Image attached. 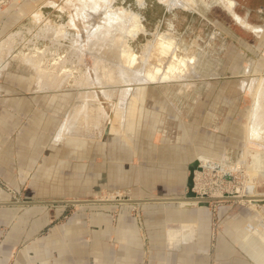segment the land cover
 Listing matches in <instances>:
<instances>
[{
	"label": "rangeland",
	"instance_id": "374dc122",
	"mask_svg": "<svg viewBox=\"0 0 264 264\" xmlns=\"http://www.w3.org/2000/svg\"><path fill=\"white\" fill-rule=\"evenodd\" d=\"M67 1L0 0V150L5 158L13 156L20 163L57 152L61 159L46 161L54 166L56 193L129 200L184 197L188 167L204 156L217 168L195 170L199 196L228 198L243 192L247 197L250 166L255 192L264 194V138L249 140L247 132L254 93L264 81V0H231L230 8L227 0H217L218 5L215 0H189L171 8L169 0H115V8L137 14L141 21L140 30L124 37L129 54L141 58L147 44L172 41L173 55L162 60L164 67L182 70L183 61L188 64L171 81H113L111 98L92 80V58L75 49L86 33L82 21L77 20L78 28L67 26L73 13ZM98 16L91 22L100 21ZM48 26L62 36H50ZM39 54L46 69L55 65L52 74L58 79L42 90L37 84L43 72L27 60ZM138 86L136 115L116 117L114 108L120 105L123 112V100L134 96L122 94ZM77 112L83 117L72 129L68 122ZM223 164L226 172L218 168ZM6 168V161L0 162V169ZM47 173L51 171L39 172V178ZM4 177L0 174V189L7 196L3 202L26 201L27 186L13 184L23 174L14 175V182ZM249 201L209 204L211 246L219 238L242 239L246 232L264 248V203ZM60 206L66 205L49 207ZM235 218L241 222L237 235L231 224ZM238 257L240 264H256Z\"/></svg>",
	"mask_w": 264,
	"mask_h": 264
},
{
	"label": "crops",
	"instance_id": "0c3cea01",
	"mask_svg": "<svg viewBox=\"0 0 264 264\" xmlns=\"http://www.w3.org/2000/svg\"><path fill=\"white\" fill-rule=\"evenodd\" d=\"M61 136L59 134L56 138ZM59 155L46 151L43 156L23 158L18 163L13 156L5 158L0 150V162L6 161L7 167L0 169V174L13 180L11 182H14L11 179L14 175L23 174L13 184L27 186L25 200L93 199V195L54 191L58 187H53L57 185L51 175L54 166L46 161L61 159ZM197 158L200 162L209 160L204 156ZM20 165L25 169L18 171ZM42 171L51 173L39 178ZM6 197L0 189V203H6L3 202ZM133 197L171 198L156 195ZM71 206L0 205V264H240L238 256L243 263L249 259L264 264V257H257L264 256V248L256 244L253 234L246 235L245 232L239 241L237 237L229 241L219 238L214 247L211 246L208 207H185L173 202ZM65 213L67 219L64 222H54ZM231 224L235 235L242 233L240 221L235 218Z\"/></svg>",
	"mask_w": 264,
	"mask_h": 264
},
{
	"label": "bare ground",
	"instance_id": "6f19581e",
	"mask_svg": "<svg viewBox=\"0 0 264 264\" xmlns=\"http://www.w3.org/2000/svg\"><path fill=\"white\" fill-rule=\"evenodd\" d=\"M114 1L115 0H68L65 4L66 7L73 8L72 10L70 9L73 12L70 11L73 15L71 14L72 19L67 26L77 27V20L84 23L82 30L85 31L84 34L86 33V36L84 35L86 39H81L79 41V38L78 41L80 42V45H77L75 49L81 50V52L92 58L93 71L91 77L95 84L104 89V95L107 96V98L108 96L110 98L112 97L110 92H112L116 86L112 84L113 81H117L118 79L123 82L125 81L127 84H130V81H140L142 82L141 85H143L146 83H155L156 81L165 82L180 78L181 75L185 73L184 68L188 63L186 64L183 61L182 70L164 67L162 63V60L166 58V55H173V52H170L173 45L172 41L168 42L169 44L164 45L159 39H157L154 44H147L144 56L141 58L134 57L128 53V42L125 38L128 35L135 33L137 30H140L141 21H139L137 14L130 13L123 8H115L113 6ZM163 2L165 1L163 0ZM168 3L169 8H171L178 5L189 4V0H169ZM232 5L233 2L231 0L226 1V6L228 8L232 7ZM98 13L100 14L98 17H100L101 20H97L98 23L97 21L96 23L91 22L90 18H93L95 14L99 15ZM95 20L96 19H93L92 21ZM47 30L50 36H62V31L60 30L55 33L56 31L52 29V26H48ZM42 58L43 56L41 54L27 57L29 62L34 63L38 67V70L43 72L39 74L40 76L37 84V86H39L38 88L41 90L55 85L58 80L57 77L52 74L55 73V65L46 69L42 64ZM141 88L142 87L138 86L131 91L126 90V93L123 92L125 95L122 94V98H126V94L131 92L134 96L124 99V103L121 101L124 105L127 104V107L124 108L123 112L120 109V105H117V107L114 108V115L116 117L126 119L128 116L136 115V105L138 102V96H140L142 91ZM85 111H83V114L88 115V111ZM82 117L83 115L77 112L70 118L68 123H70L72 129H76L80 125ZM101 118L100 114L96 119L99 122ZM88 120L89 119L86 121L88 122ZM247 132L249 140L253 139L255 141H262L264 138V81L260 88L254 93V102L252 110H250ZM211 163L212 162L206 160L205 162H200L203 167H208V164ZM212 165H214V163H212ZM223 170L226 172L225 169ZM219 197H221V195L217 194L212 198ZM232 198H235V200H246L247 202H251L249 201L250 199H246L243 192ZM263 235L260 234V239L264 242V239L262 238ZM255 242L257 244V241ZM257 257L261 259L264 256L259 255Z\"/></svg>",
	"mask_w": 264,
	"mask_h": 264
},
{
	"label": "water",
	"instance_id": "95a60500",
	"mask_svg": "<svg viewBox=\"0 0 264 264\" xmlns=\"http://www.w3.org/2000/svg\"><path fill=\"white\" fill-rule=\"evenodd\" d=\"M252 110V107H251ZM217 164H208L207 168H217L215 167ZM203 166L200 164V159L197 158L195 161H193L188 169L190 172V175L187 180V188L188 192L185 194L184 197H175V198H148V199H129V200H120V199H90V200H63V201H35V200H29L27 199L24 202H14V203H0V205H11V206H32V205H44V206H51V205H84V204H92V203H120V202H127L130 204H141L145 202H173L178 203L181 206L185 207H209V204L213 201H220L223 199L227 200H235V198L232 197H226V198H210L207 196H199L194 191V179L193 175L195 170L202 169ZM220 170L224 171L223 168L220 166L218 167ZM249 170L251 172V177L248 180V187L246 189L247 197L246 199L252 200L254 203L260 204L264 203V194H260L255 192V186L252 184V176L254 175L255 171L253 167H249Z\"/></svg>",
	"mask_w": 264,
	"mask_h": 264
},
{
	"label": "flooded vegetation",
	"instance_id": "af4514ba",
	"mask_svg": "<svg viewBox=\"0 0 264 264\" xmlns=\"http://www.w3.org/2000/svg\"><path fill=\"white\" fill-rule=\"evenodd\" d=\"M218 1L217 0H215V2H214V5H218ZM237 5V4H236ZM236 5L234 6V10L236 9ZM261 8H263V10H264V5H262V6H260ZM168 9V8H167ZM245 19L244 20H246V22L248 21V17H247V15L244 17ZM169 37H173L172 35L171 36H169Z\"/></svg>",
	"mask_w": 264,
	"mask_h": 264
},
{
	"label": "built area",
	"instance_id": "2783aa9c",
	"mask_svg": "<svg viewBox=\"0 0 264 264\" xmlns=\"http://www.w3.org/2000/svg\"><path fill=\"white\" fill-rule=\"evenodd\" d=\"M0 183H2V182L0 181ZM202 196H206V193H204Z\"/></svg>",
	"mask_w": 264,
	"mask_h": 264
}]
</instances>
